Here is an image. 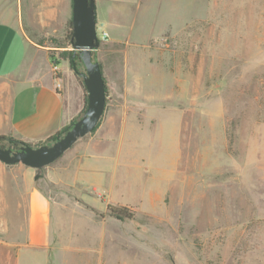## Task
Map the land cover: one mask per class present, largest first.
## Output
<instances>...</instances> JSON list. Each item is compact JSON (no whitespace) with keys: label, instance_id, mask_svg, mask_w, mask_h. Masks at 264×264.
I'll list each match as a JSON object with an SVG mask.
<instances>
[{"label":"rangeland","instance_id":"rangeland-1","mask_svg":"<svg viewBox=\"0 0 264 264\" xmlns=\"http://www.w3.org/2000/svg\"><path fill=\"white\" fill-rule=\"evenodd\" d=\"M154 7V29L133 31L153 41L93 51L109 96L95 129L41 169L0 162V264H264V0ZM70 19L71 0H0V21H17L79 83ZM32 190L51 203V241L23 250Z\"/></svg>","mask_w":264,"mask_h":264},{"label":"crops","instance_id":"crops-1","mask_svg":"<svg viewBox=\"0 0 264 264\" xmlns=\"http://www.w3.org/2000/svg\"><path fill=\"white\" fill-rule=\"evenodd\" d=\"M155 1L95 0L96 24L106 31L109 42L148 43L153 41L152 35L140 41L133 36V31L140 29L139 23L144 20H149L154 29ZM168 26L169 22L166 29ZM61 68L50 56L48 47L26 38L17 21H0V79L8 81L11 92L13 88L8 109L0 116V135L35 145L80 115L84 106L83 86L64 74L66 70L58 74L64 70ZM107 105L108 94L104 111ZM131 106L123 103V118L134 111ZM2 126H6L5 131ZM50 215L51 203L47 196L40 190H32L27 203L26 236L19 248L48 247L52 234ZM61 264L69 263L63 260Z\"/></svg>","mask_w":264,"mask_h":264},{"label":"water","instance_id":"water-1","mask_svg":"<svg viewBox=\"0 0 264 264\" xmlns=\"http://www.w3.org/2000/svg\"><path fill=\"white\" fill-rule=\"evenodd\" d=\"M71 48L81 54L85 68L82 86L86 91V108L65 133L51 144H21L17 149L0 147V162L6 165L22 164L41 169L57 160L79 138L97 126L106 105L107 92L101 67L93 59L99 47L96 31L95 0H71Z\"/></svg>","mask_w":264,"mask_h":264},{"label":"trees","instance_id":"trees-1","mask_svg":"<svg viewBox=\"0 0 264 264\" xmlns=\"http://www.w3.org/2000/svg\"><path fill=\"white\" fill-rule=\"evenodd\" d=\"M96 19V18H95ZM71 35H72V31H71V20L68 22V26H67V30L64 36V39L66 41L67 44H70L71 42ZM93 55V53H92ZM68 59H69V64L72 70H74L75 72L78 73V66L81 65L82 66V72L78 73L77 79L79 80V83L82 85V75L85 73V68L84 65L81 61V54L79 52H75L73 50H69L68 52ZM100 65V64H99ZM101 67V66H100ZM84 91V106L83 109L80 113L83 114L85 108H86V91L83 88ZM80 115L77 116L76 118L72 119L71 122L66 125L65 127L61 128L60 130L56 131L54 134L50 135L49 137H47L44 141H41L35 145H40V144H51L52 142H54L58 137L62 136L65 131L71 127V125L80 118ZM7 143V145H15V147H19L21 144H29L26 143L24 141L21 140H16L12 137L6 136V135H0V147L5 148V144ZM31 145V144H29ZM107 211L109 212V214L113 217H116L118 219H132L135 216V211L125 205H107Z\"/></svg>","mask_w":264,"mask_h":264},{"label":"built area","instance_id":"built-area-1","mask_svg":"<svg viewBox=\"0 0 264 264\" xmlns=\"http://www.w3.org/2000/svg\"><path fill=\"white\" fill-rule=\"evenodd\" d=\"M98 30H100V34H98ZM96 31H97V37L99 41H104L107 40L108 35L104 29H101L97 24H96Z\"/></svg>","mask_w":264,"mask_h":264},{"label":"flooded vegetation","instance_id":"flooded-vegetation-1","mask_svg":"<svg viewBox=\"0 0 264 264\" xmlns=\"http://www.w3.org/2000/svg\"><path fill=\"white\" fill-rule=\"evenodd\" d=\"M6 147H11L12 149H17L18 148V147H15V145H6L5 148Z\"/></svg>","mask_w":264,"mask_h":264}]
</instances>
